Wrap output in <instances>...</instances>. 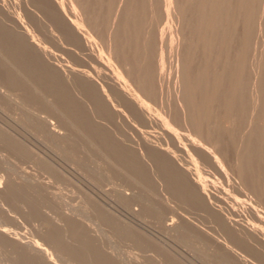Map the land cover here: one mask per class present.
Listing matches in <instances>:
<instances>
[{"label":"rangeland","instance_id":"obj_1","mask_svg":"<svg viewBox=\"0 0 264 264\" xmlns=\"http://www.w3.org/2000/svg\"><path fill=\"white\" fill-rule=\"evenodd\" d=\"M0 2L14 6L13 0ZM43 33L52 56L94 72L92 61L75 55L60 35ZM6 55L0 54V186L6 189L0 194V230L39 244L58 264H264L259 256L257 263L251 245L253 227L263 224L264 230L252 191L224 169L190 158L194 141L189 133L169 138L162 124L124 113L127 101L112 87L119 107L95 108L93 102L105 103L99 87L92 93L88 87H63L35 68L28 77L18 74L8 60L11 54ZM167 63L169 91L173 70ZM146 137L167 145L186 168L199 165L204 190L218 207L214 213L198 211L160 165L138 158L139 146L148 148ZM109 150L116 159H109ZM260 209L264 212V205ZM120 217L141 235L134 229L122 232ZM0 264L33 263L0 235Z\"/></svg>","mask_w":264,"mask_h":264},{"label":"bare ground","instance_id":"obj_2","mask_svg":"<svg viewBox=\"0 0 264 264\" xmlns=\"http://www.w3.org/2000/svg\"><path fill=\"white\" fill-rule=\"evenodd\" d=\"M13 5L0 2V54L7 59L11 54L8 60L18 74L28 77L35 68L63 87H88L90 93L99 87L105 103L93 102L95 108L119 107L109 89L114 88L127 101L124 113L162 124L169 138L189 133L194 141L189 157L203 167L224 169L249 188L254 210L264 218V0H13ZM43 31L60 35L75 55L88 57L94 72L52 56ZM13 55L26 67L18 66ZM167 60L173 70L169 91ZM145 142L148 148L140 143L138 158L160 165L198 211L214 213L217 206L204 190L199 165L186 168L167 145L151 137ZM128 155L125 159L132 160ZM107 156L113 160L117 154L109 150ZM5 190L0 186V194ZM117 220L122 232L136 230ZM257 225L247 236L254 256L264 262L263 224ZM0 235L31 263L58 264L39 244L2 230Z\"/></svg>","mask_w":264,"mask_h":264}]
</instances>
